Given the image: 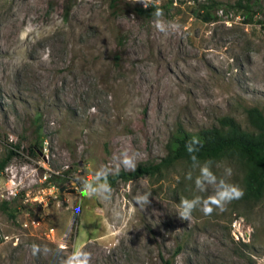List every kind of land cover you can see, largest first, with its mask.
I'll return each mask as SVG.
<instances>
[{
    "label": "rangeland",
    "instance_id": "374dc122",
    "mask_svg": "<svg viewBox=\"0 0 264 264\" xmlns=\"http://www.w3.org/2000/svg\"><path fill=\"white\" fill-rule=\"evenodd\" d=\"M238 1L0 0V264H264V195L222 199L244 192L236 159L108 178L178 125L264 114V0Z\"/></svg>",
    "mask_w": 264,
    "mask_h": 264
},
{
    "label": "trees",
    "instance_id": "16d2710c",
    "mask_svg": "<svg viewBox=\"0 0 264 264\" xmlns=\"http://www.w3.org/2000/svg\"><path fill=\"white\" fill-rule=\"evenodd\" d=\"M241 1V0H240ZM246 0L239 4L244 13H251L252 6ZM201 18L210 21L214 18L213 4L198 2ZM69 10V9H68ZM144 13L146 10L140 9ZM247 120L251 129H243L234 117L222 116L218 124L190 132L178 125L166 144V154L158 162L139 163L132 170L119 169L110 180H129L142 175H154L171 167L179 160L201 163L214 162L222 158H234L244 171V197L259 200L264 195V114L257 106L246 108ZM196 139V140H195ZM14 150H10L0 170L5 166ZM8 201L2 200L0 208L7 209Z\"/></svg>",
    "mask_w": 264,
    "mask_h": 264
},
{
    "label": "clouds",
    "instance_id": "9594fccd",
    "mask_svg": "<svg viewBox=\"0 0 264 264\" xmlns=\"http://www.w3.org/2000/svg\"><path fill=\"white\" fill-rule=\"evenodd\" d=\"M144 6L147 7L146 4H145ZM157 12L159 13L160 10L157 9ZM30 27H31V26H29V28H30ZM176 27H177V29H178V28H179V25H176ZM28 30H29V29L26 28V29H25V33H26ZM158 30L162 31L163 29H158ZM25 33H21V38H23V36H24ZM92 111H95V109H92ZM195 140H196V139H195ZM205 171H206V170H205ZM229 173H230V170H229ZM243 195H244V192H243V190H241L239 187H237V186H233V185H229V190L226 191L225 193H223V195H222V199H225L226 202H228V201H230L231 199H239V198L243 197ZM185 203H186V202H185ZM213 204H215V205L218 206V207H222V206L220 205V202H219V201H213L212 204H205V205L203 206V208L201 209L205 215H211V214H212V212H213V207H212L211 205H213ZM190 207H191V206H190ZM181 216H182L183 219H189L190 216H191V213H189V212H184V213H181Z\"/></svg>",
    "mask_w": 264,
    "mask_h": 264
},
{
    "label": "built area",
    "instance_id": "2783aa9c",
    "mask_svg": "<svg viewBox=\"0 0 264 264\" xmlns=\"http://www.w3.org/2000/svg\"><path fill=\"white\" fill-rule=\"evenodd\" d=\"M33 224H39L38 221H32ZM26 225V223L24 224ZM232 235L236 241H246L249 239L251 233V227L244 221L241 216H234L232 223ZM53 236V228H49L47 232V236Z\"/></svg>",
    "mask_w": 264,
    "mask_h": 264
}]
</instances>
